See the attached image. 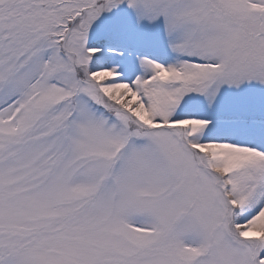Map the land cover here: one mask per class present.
<instances>
[{
	"label": "snow or ice",
	"instance_id": "snow-or-ice-1",
	"mask_svg": "<svg viewBox=\"0 0 264 264\" xmlns=\"http://www.w3.org/2000/svg\"><path fill=\"white\" fill-rule=\"evenodd\" d=\"M0 264H264V0H0Z\"/></svg>",
	"mask_w": 264,
	"mask_h": 264
}]
</instances>
